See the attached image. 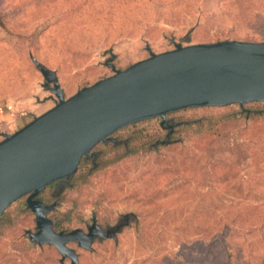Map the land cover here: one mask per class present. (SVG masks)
I'll use <instances>...</instances> for the list:
<instances>
[{"label":"rangeland","instance_id":"rangeland-1","mask_svg":"<svg viewBox=\"0 0 264 264\" xmlns=\"http://www.w3.org/2000/svg\"><path fill=\"white\" fill-rule=\"evenodd\" d=\"M224 40L264 42V0H0V125L17 130L54 106L33 58L70 97L148 48ZM161 122L122 128L76 178L39 195L57 202L48 216L58 231L130 218L91 250L69 243L79 264H264V102L187 108ZM4 213L13 223L0 225V264H70L30 241L26 196Z\"/></svg>","mask_w":264,"mask_h":264},{"label":"water","instance_id":"water-1","mask_svg":"<svg viewBox=\"0 0 264 264\" xmlns=\"http://www.w3.org/2000/svg\"><path fill=\"white\" fill-rule=\"evenodd\" d=\"M148 50V58L125 69L110 65L111 76L70 97L57 73L33 58L55 96L54 106L12 133L0 132V220L12 203L26 196L36 222L30 241L54 246L61 262L79 264L69 243L91 250L96 239H117L125 225L121 221L103 229L93 219L87 231H57L48 216L56 203L45 204L39 197L53 183H68L98 144L147 119L159 117L163 126L167 114L178 110L264 102V42L224 40L176 44L163 53Z\"/></svg>","mask_w":264,"mask_h":264},{"label":"flooded vegetation","instance_id":"flooded-vegetation-1","mask_svg":"<svg viewBox=\"0 0 264 264\" xmlns=\"http://www.w3.org/2000/svg\"><path fill=\"white\" fill-rule=\"evenodd\" d=\"M173 131L171 130V131H169V133H172ZM95 156L96 155H93V156H91V158H95ZM59 183H56V184H51V185H49L48 187H46V189H48V188H51V187H54V185H55V187H57V185H58ZM46 189L44 190V192L46 191ZM41 195V194H40ZM51 195H53V197H57V195L58 194H56V192H52L51 193ZM42 200H43V202L45 203V204H53V203H56V205H57V202L56 201H53V202H51V203H49L47 200H48V197H44V198H41ZM57 198H55V200H56ZM56 205H55V208H56ZM55 208L51 211V212H53L54 210H55ZM125 222H123V223H125V225H124V227H126L128 224H129V220H130V218L128 219V218H125ZM52 221H53V219H52ZM93 222L94 221H92V224H93ZM95 222H96V219H95ZM53 223H54V221H53ZM97 223V222H96ZM98 224V223H97ZM99 225V224H98ZM101 226V225H100ZM88 227V226H87ZM102 227V226H101ZM123 227V228H124ZM54 228H55V230H57L56 229V227H55V225H54ZM103 228V227H102ZM103 229H106V228H103ZM35 231H36V229H35ZM35 231H28L27 232V235H28V237H29V232H35ZM58 231V230H57ZM117 237V236H116ZM108 239H110V238H108Z\"/></svg>","mask_w":264,"mask_h":264},{"label":"crops","instance_id":"crops-1","mask_svg":"<svg viewBox=\"0 0 264 264\" xmlns=\"http://www.w3.org/2000/svg\"><path fill=\"white\" fill-rule=\"evenodd\" d=\"M1 111V109H0ZM0 118H7L6 116H0ZM15 123V122H14ZM13 122H7L6 120L4 122H1V125H0V130L2 131L4 129V133H11L12 131H14L15 127L13 128ZM19 128V125L17 126ZM16 127V129H18ZM2 133V132H1Z\"/></svg>","mask_w":264,"mask_h":264},{"label":"trees","instance_id":"trees-1","mask_svg":"<svg viewBox=\"0 0 264 264\" xmlns=\"http://www.w3.org/2000/svg\"><path fill=\"white\" fill-rule=\"evenodd\" d=\"M85 161H84V159L81 161V163H84ZM81 165V164H80ZM79 168H80V166H79ZM79 168H78V170H79ZM77 174H78V172H76ZM77 174L75 175V177L74 178H76L77 177ZM12 223L13 222H7L6 221V217H5V213L3 214V216H2V218H1V220H0V225L2 226V228L3 227H7V226H10V225H12ZM54 225H55V227H57V226H60V223L58 222H54Z\"/></svg>","mask_w":264,"mask_h":264}]
</instances>
